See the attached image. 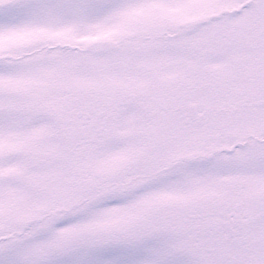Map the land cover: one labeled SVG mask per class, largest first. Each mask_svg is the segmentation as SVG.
<instances>
[{
    "label": "snow or ice",
    "instance_id": "snow-or-ice-1",
    "mask_svg": "<svg viewBox=\"0 0 264 264\" xmlns=\"http://www.w3.org/2000/svg\"><path fill=\"white\" fill-rule=\"evenodd\" d=\"M0 264H264V0H0Z\"/></svg>",
    "mask_w": 264,
    "mask_h": 264
}]
</instances>
